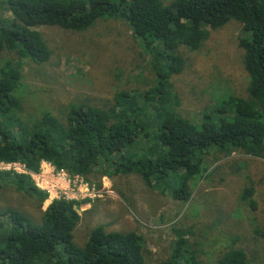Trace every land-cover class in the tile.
I'll return each mask as SVG.
<instances>
[{"label":"trees","instance_id":"16d2710c","mask_svg":"<svg viewBox=\"0 0 264 264\" xmlns=\"http://www.w3.org/2000/svg\"><path fill=\"white\" fill-rule=\"evenodd\" d=\"M107 19L126 22L141 40L150 56L149 88L118 90L103 105H68L62 119L49 112L32 121L22 117L23 64L42 65L53 57L38 28L85 32ZM230 21L243 25L238 47L250 76L247 96L230 98L231 118L205 116L198 124L175 110L178 99L170 81L185 69L184 51H199L211 32ZM4 53L16 57L0 67V162L21 163L35 174L49 162L89 182L97 173L108 179L138 175L148 187L171 188L175 200L188 203L192 181L206 179L223 157L241 152L264 158V0H175L170 5L162 0H0V57ZM22 86L23 97L16 95ZM215 111L227 114L224 108ZM207 156H215L214 162L206 164ZM0 180L43 211L48 194L30 175L0 171ZM256 192L254 182L247 185L242 202L257 214ZM88 203L53 200L42 224L16 209L0 211V264H146V242L136 231L98 226L84 247L74 243L79 209ZM192 230L172 226V250L159 264H202L203 252L191 244ZM253 233L264 235L261 228ZM248 262L241 247L217 264Z\"/></svg>","mask_w":264,"mask_h":264},{"label":"rangeland","instance_id":"374dc122","mask_svg":"<svg viewBox=\"0 0 264 264\" xmlns=\"http://www.w3.org/2000/svg\"><path fill=\"white\" fill-rule=\"evenodd\" d=\"M162 1L170 5L175 0ZM38 31L53 57L42 65L23 64L22 117L29 121L44 112L62 119L59 116L68 105H103L118 90H146L151 84L150 56L124 21L98 20L85 32L51 26H42ZM242 31V24L230 21L211 32L199 51H184L185 69L170 81L178 99L175 110L182 116L198 124L205 116L231 118L230 98H246L250 76L238 47ZM15 57L4 53L0 67ZM22 91L23 86L16 95L23 97ZM223 108L227 114L215 111ZM215 156H207L205 163L214 162ZM211 169L206 179L192 181L193 194L188 203L175 200L171 188L154 184L148 187L138 175L108 179L97 173L90 182L85 181L100 192L99 197L92 200L77 195L80 202L87 201L91 207L84 213L79 209L81 221L74 232V243L84 247L98 226L108 232L136 231L146 242V264H159L172 250L175 239L171 228L177 225L191 230L194 227L190 240L196 250L203 252L202 264H217L227 252L241 247L248 255V264H264V235L253 233L255 228L264 231V158L236 152L220 159ZM252 182L257 189V214L248 211L242 202ZM48 204L45 202L43 211ZM8 208L26 214L35 224L43 223V211L10 182L0 180V211Z\"/></svg>","mask_w":264,"mask_h":264},{"label":"built area","instance_id":"2783aa9c","mask_svg":"<svg viewBox=\"0 0 264 264\" xmlns=\"http://www.w3.org/2000/svg\"><path fill=\"white\" fill-rule=\"evenodd\" d=\"M0 171H13L18 174L30 175L35 185L48 194V200L66 199L79 201L77 195L82 199H94L99 197L96 192L82 177L71 178L65 171H57L49 162H43L38 173H32L21 163L0 162ZM47 200V201H48Z\"/></svg>","mask_w":264,"mask_h":264},{"label":"crops","instance_id":"0c3cea01","mask_svg":"<svg viewBox=\"0 0 264 264\" xmlns=\"http://www.w3.org/2000/svg\"><path fill=\"white\" fill-rule=\"evenodd\" d=\"M46 203H49V204H48V206H49L50 203H51V201L48 200V201H46ZM90 207H91V205L88 203V204H84V205L82 206V208H80V209H81V211L84 213V212L89 211ZM80 215H81V213H80Z\"/></svg>","mask_w":264,"mask_h":264}]
</instances>
